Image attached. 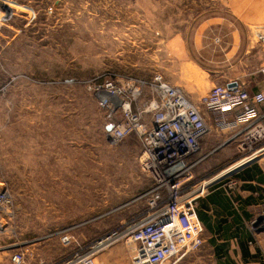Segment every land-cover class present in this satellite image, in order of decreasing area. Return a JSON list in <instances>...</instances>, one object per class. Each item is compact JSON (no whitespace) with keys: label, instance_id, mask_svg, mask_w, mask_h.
Masks as SVG:
<instances>
[{"label":"rangeland","instance_id":"374dc122","mask_svg":"<svg viewBox=\"0 0 264 264\" xmlns=\"http://www.w3.org/2000/svg\"><path fill=\"white\" fill-rule=\"evenodd\" d=\"M218 18L225 0H0V264L20 249L29 264H68L146 214L142 144L110 141L121 116L92 85L160 74L207 95L223 45L202 25ZM128 250L118 236L95 263L131 264Z\"/></svg>","mask_w":264,"mask_h":264},{"label":"built area","instance_id":"2783aa9c","mask_svg":"<svg viewBox=\"0 0 264 264\" xmlns=\"http://www.w3.org/2000/svg\"><path fill=\"white\" fill-rule=\"evenodd\" d=\"M255 35L264 45V31ZM260 71L264 74V66ZM92 90L104 92V106L121 116L107 131L110 141L118 144L130 135L139 138L141 168L153 183L142 195L148 207L146 214L126 232L115 234L116 238L125 240L131 264H174L204 244L197 203L210 181L194 182L193 175L205 158L203 139L214 127L232 133L228 142L235 141L251 157L264 140V113L259 111L264 93L251 94L244 84L235 81L214 85L195 102L184 89L160 74L150 79L131 75L97 78ZM8 203L9 195L4 191L0 194V209ZM2 221L0 216V230ZM116 238L108 236L68 264H96L97 248H105ZM61 241L67 246L72 238L64 235ZM9 264H29L27 252L17 250Z\"/></svg>","mask_w":264,"mask_h":264},{"label":"crops","instance_id":"0c3cea01","mask_svg":"<svg viewBox=\"0 0 264 264\" xmlns=\"http://www.w3.org/2000/svg\"><path fill=\"white\" fill-rule=\"evenodd\" d=\"M225 2L230 18L202 25L208 27L209 39L223 45L209 55V83L240 81L249 93H264V45L255 37L264 31V0ZM185 91L193 101L200 99L198 87L186 86ZM259 111L264 113V104ZM231 134L214 127L202 141L205 158L193 175L194 182L210 181L197 203L204 244L174 264H264V140L250 157L235 141L228 142Z\"/></svg>","mask_w":264,"mask_h":264},{"label":"bare ground","instance_id":"6f19581e","mask_svg":"<svg viewBox=\"0 0 264 264\" xmlns=\"http://www.w3.org/2000/svg\"><path fill=\"white\" fill-rule=\"evenodd\" d=\"M4 191H6L8 193V190L4 187L3 184H0V194L3 193ZM9 195V193H8Z\"/></svg>","mask_w":264,"mask_h":264},{"label":"water","instance_id":"95a60500","mask_svg":"<svg viewBox=\"0 0 264 264\" xmlns=\"http://www.w3.org/2000/svg\"><path fill=\"white\" fill-rule=\"evenodd\" d=\"M252 160H250V161H248V163L249 162H251ZM246 164V163H245ZM236 168H239V166L238 167H236ZM236 168H234L232 171H230V172H233Z\"/></svg>","mask_w":264,"mask_h":264}]
</instances>
